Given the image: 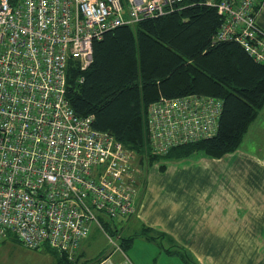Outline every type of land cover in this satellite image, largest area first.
<instances>
[{
	"label": "built area",
	"instance_id": "1",
	"mask_svg": "<svg viewBox=\"0 0 264 264\" xmlns=\"http://www.w3.org/2000/svg\"><path fill=\"white\" fill-rule=\"evenodd\" d=\"M184 0H0V244L15 234L34 249L77 251L93 225L137 213L135 152L75 112L71 65L85 71L106 31L167 14ZM260 0L210 1L234 40L264 64ZM81 81L84 76H81ZM223 100L161 96L148 111L152 149L216 134Z\"/></svg>",
	"mask_w": 264,
	"mask_h": 264
},
{
	"label": "trees",
	"instance_id": "2",
	"mask_svg": "<svg viewBox=\"0 0 264 264\" xmlns=\"http://www.w3.org/2000/svg\"><path fill=\"white\" fill-rule=\"evenodd\" d=\"M210 1L223 0H184L165 15L116 26L94 42V59L87 70L81 71L75 65L69 69L67 97L75 112L93 115V126L114 135L135 152L139 162L162 157L181 159L201 151L217 157L231 152L240 145L250 122L264 105V64L241 43L217 38L226 15ZM192 94L223 100L216 134L158 154L149 138L150 104L161 96ZM136 199L138 210L141 198ZM116 218L102 219V228L115 233ZM96 226L100 227L93 225L89 235ZM139 234L158 239L167 236L163 232L154 235L144 227L142 232L121 238L122 250L132 246ZM9 236L20 241L15 234ZM160 245L184 264H198L182 246L165 247L161 241ZM52 250L59 252L58 264H87L80 253L74 256L57 248Z\"/></svg>",
	"mask_w": 264,
	"mask_h": 264
},
{
	"label": "crops",
	"instance_id": "3",
	"mask_svg": "<svg viewBox=\"0 0 264 264\" xmlns=\"http://www.w3.org/2000/svg\"><path fill=\"white\" fill-rule=\"evenodd\" d=\"M257 21L264 28V1L258 11ZM210 160L213 163L209 168L215 170L217 165L222 167V175L219 174V182L222 179V201L214 203L210 199L213 185L207 190L205 187L202 198L196 200L180 197L179 190L175 196L162 192L160 200L168 203L171 199L175 200L171 206L153 207L156 201L152 202L145 195L133 216L140 223L136 232L149 227L154 235L166 233V237L159 239L141 236L159 245L160 241L164 245L165 240L170 246L178 244L192 254L198 264H203L205 254L213 257V261L218 260L211 253L210 246L213 245L218 246L219 251L222 249L220 264H264V105L250 122L240 145L222 157ZM231 187L236 192L233 198L227 196L232 194L228 190ZM89 237L80 248L81 251H78L82 254V261L86 255L81 252H86L85 247L91 243ZM165 254L174 259L169 264H184L177 255L166 251ZM115 257L116 261H113ZM128 257L124 250L118 248L106 259L94 264H130ZM137 262L141 264L144 260L139 259Z\"/></svg>",
	"mask_w": 264,
	"mask_h": 264
},
{
	"label": "rangeland",
	"instance_id": "4",
	"mask_svg": "<svg viewBox=\"0 0 264 264\" xmlns=\"http://www.w3.org/2000/svg\"><path fill=\"white\" fill-rule=\"evenodd\" d=\"M259 9H256L257 14ZM153 103L154 102H152L149 107H151ZM206 138H208V136ZM213 157L219 158L222 156H212L201 151L181 159L162 157L160 160L154 162H149L148 160L139 162L138 157L135 155L133 160L134 170L131 174L134 179L133 181H136L138 189L137 198H142L146 195L152 202L156 201V205H152L153 207L171 206L174 205L173 203H175V200H169L170 203L160 200L159 196L162 192L169 196H175L177 190H179L180 197L185 196V198L196 200L202 198L201 194H203L205 187V190H207L209 186L213 185L212 197H210V199L214 203H219L220 200L222 201V179L219 182V174L222 175V169L220 168L222 167L217 165L218 168H215V170L214 168H209L212 166L213 162L210 159ZM162 165H165L166 168L163 169ZM228 190L232 194H228L227 196L229 198L235 197V189L231 187ZM213 195H216V197ZM202 203L203 202H200V204ZM114 221L117 224L116 229L118 228L115 233L97 226L92 229L93 233L89 237L91 243L87 244L85 247L86 252H81L86 255L84 261H86L87 264L101 262L118 248L122 249L121 238L135 233L138 228H140V223L136 222L133 217H131V219L119 217ZM131 221L133 222L130 224V227H128ZM101 224H103L102 221ZM86 241L87 240L77 248L76 252L71 254L76 256V254L79 253L78 251H81L80 248ZM164 245L166 247L170 246L167 240L164 241ZM52 249L53 248L46 247L40 249L29 248L20 241L9 236L0 244V264H58L57 254L59 252ZM210 249L211 253H214V257L218 260L213 261V257L205 254L203 264H220L219 262H222V249L219 251L216 245L210 246ZM191 252L195 254L194 251ZM125 253L129 256V260H131L129 261L130 264L138 263L137 260L139 259L144 260L141 264H165L166 262L169 264V261L173 259L165 254V251L159 244L155 241L145 240L141 234L136 235L133 245L125 250ZM116 257L112 260L116 261Z\"/></svg>",
	"mask_w": 264,
	"mask_h": 264
}]
</instances>
